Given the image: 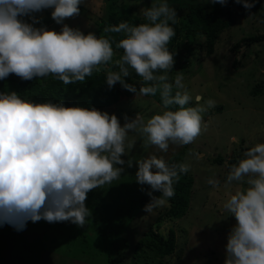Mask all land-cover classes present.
I'll return each instance as SVG.
<instances>
[{
    "label": "trees",
    "instance_id": "trees-1",
    "mask_svg": "<svg viewBox=\"0 0 264 264\" xmlns=\"http://www.w3.org/2000/svg\"><path fill=\"white\" fill-rule=\"evenodd\" d=\"M131 1L138 0H104L103 14L85 36L71 39L57 30L45 52L0 72V262L6 255L8 264H17L19 248L25 252L57 248L65 253L58 257L71 264L72 259L85 256L120 264L118 254H124V260L127 251L132 257L128 264H164V257L175 251L174 229L165 234L158 229L161 220L182 217L188 208L191 178L176 159L178 154L152 166L154 175L146 181L134 168L142 166V159L135 157L133 166L114 168L105 160L97 161L96 154L92 160L94 136L70 155L47 151L43 143L57 141L60 149H66L72 120L88 115L102 120L106 108L118 102L124 91L128 95L136 89V79L140 90L155 96L170 111L185 114L174 100L178 87L158 84L166 71L165 62L143 53L142 47L172 50L184 36L188 54L198 50L209 56L234 22L231 6L248 2L253 12L260 9L264 23V0H145L143 14L134 12ZM5 2L14 4L0 18L3 27L12 22L15 39L28 37L32 25L24 11L25 0ZM170 2L176 4L175 11L167 14L164 3ZM148 17L156 21L147 23ZM262 41L264 33L242 36L232 51ZM79 46L84 57L81 64L73 55ZM263 86L257 84L253 93L264 92ZM249 150L213 159L217 163L226 159L227 170L250 168ZM258 155H263L260 162L264 151ZM158 198L165 203L155 228L148 224L146 230L138 231V215ZM23 226L33 232L38 227L40 234H26ZM31 259L27 264L34 263Z\"/></svg>",
    "mask_w": 264,
    "mask_h": 264
},
{
    "label": "rangeland",
    "instance_id": "rangeland-1",
    "mask_svg": "<svg viewBox=\"0 0 264 264\" xmlns=\"http://www.w3.org/2000/svg\"><path fill=\"white\" fill-rule=\"evenodd\" d=\"M5 1L0 0V18L14 4ZM131 3L135 13L143 14L146 10L145 0ZM170 4L164 3L167 14L175 11L172 9L176 4ZM104 7V0H25L24 11L32 33L15 39L12 22L4 28L0 19V72L11 71L26 58L45 52L46 46L55 40L57 30L71 39L85 36L103 14ZM231 10L234 22L221 34L209 56L198 50L195 55L188 54V40L184 36L172 50L152 46L141 49L165 62L166 71L158 84L178 87L174 100L178 111L185 114L170 111L155 96L140 90L136 79V89L128 95L124 91L118 102L106 108L102 120L91 115L73 119L66 149H60L57 141L43 143L47 151L70 155L72 149H82L94 136L92 160L96 154L97 161L105 160L114 168L128 163L133 166L135 157L142 159V166L135 164L134 168L146 181H151L154 175L152 166H158L159 161L165 164L178 154L176 159L191 178L189 204L182 217L160 221V232L165 234L173 228L176 235L175 251L164 257V264L180 261L181 264H264V159L258 160L263 156L258 155L259 151H264V92L253 93L257 84L264 85V41L232 51L242 36L264 33V23L259 18L260 9L253 12L252 5L246 1L233 4ZM176 12L178 16L179 11ZM155 21L156 18L148 17L146 22ZM80 46L73 51L79 64L84 61ZM114 57L118 64L119 58ZM247 148L252 153L250 168L227 170L226 159L222 163L213 159L217 155L228 158L233 152H245ZM164 203L163 198L148 203L138 215L135 228L143 231L148 224L155 228ZM21 230L38 235L41 229L37 227L38 232H33L23 226ZM19 249L21 260L17 264H27L31 256L32 264H71L58 257L59 253L65 257V253L57 248L26 250L27 254L24 248ZM121 254L117 257L120 264L132 260L130 252H126L124 260ZM72 260V264H105L101 256ZM0 264H8L6 255Z\"/></svg>",
    "mask_w": 264,
    "mask_h": 264
}]
</instances>
